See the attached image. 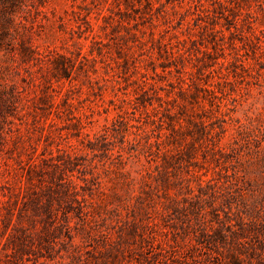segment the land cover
Wrapping results in <instances>:
<instances>
[{
    "label": "rangeland",
    "instance_id": "rangeland-1",
    "mask_svg": "<svg viewBox=\"0 0 264 264\" xmlns=\"http://www.w3.org/2000/svg\"><path fill=\"white\" fill-rule=\"evenodd\" d=\"M202 2L210 6L208 0ZM229 6L236 21L219 12L200 16L191 0H29L11 10L16 23L0 50V81L18 94V110L8 118L11 131L0 157V264H124L130 251L138 255L139 236L126 233L129 223L124 220L131 214L157 220L151 209L163 200L153 193L143 202L148 214L133 211V195L149 189L141 182L148 165L143 151L147 137L154 139L149 116L159 101L185 118L212 121L215 129L222 123L225 131L218 143L236 149L226 162L228 171L235 164L245 174V191L258 195L257 204L264 203V0H229ZM203 50L213 53L212 58ZM235 57L247 70L229 65ZM217 61L225 64L220 68L225 82L215 86L214 105L202 86L216 80L204 72L217 68ZM141 86L149 92L142 98L145 105L133 107L128 101ZM120 109L124 122L108 139L109 150L82 151L77 146L72 150L75 166L63 173L76 183L70 191L93 204L92 228L73 210L67 212L64 192L46 175L34 181L37 191L51 185V196L42 192L32 202L29 187H22L15 175L17 163L25 164L44 148L55 151L67 142L76 144L70 133L76 134L77 127L93 140ZM182 125L178 139L188 145L191 132ZM201 149L189 161L174 162L171 170L187 177L186 163L192 162L201 172L207 167L202 179L211 177L216 162L210 151ZM176 182L172 175L170 195ZM190 185L196 191L193 180ZM184 195L189 194L177 196ZM123 200L131 208L119 207ZM182 218L164 220L175 226L173 232L194 241L198 231ZM192 254L189 264H224L226 255L222 251L219 263L212 246ZM253 262L264 264V250Z\"/></svg>",
    "mask_w": 264,
    "mask_h": 264
},
{
    "label": "trees",
    "instance_id": "trees-1",
    "mask_svg": "<svg viewBox=\"0 0 264 264\" xmlns=\"http://www.w3.org/2000/svg\"><path fill=\"white\" fill-rule=\"evenodd\" d=\"M27 1L29 0H0V50H2L3 45L8 44L5 41L10 39V29L16 23L13 13H10L11 10ZM208 1L210 6H205L202 0H191L192 5L199 9L200 16L208 17V15L219 12L226 20L233 19L236 21L234 15L228 13L230 9L229 0ZM211 34L214 35L212 31H210ZM202 52L212 58L213 53L210 51L203 50ZM168 54L174 57L172 51H168ZM213 57L215 58V56ZM215 64L218 65L217 68L208 69L204 74L209 77L214 76L216 80L205 83L202 90L207 95L210 104L217 105L218 95L215 86L225 82L224 74L220 70L225 64L218 61ZM235 64L242 70L248 68L239 57H235L229 65ZM175 69L177 70L176 67ZM143 82L146 83V81ZM148 94V89L141 86L134 98L130 99L128 103L133 107L144 106L145 103L142 98ZM17 98L18 94L0 81V157L2 152L7 150L4 143L7 133L11 131L9 126L11 121L8 118L18 110ZM158 99L160 100V96ZM154 111L149 116V121L153 124L151 130L154 132V139L150 140L147 137L145 141L143 152L148 165L145 175L142 174L141 176V182L149 189L142 188L138 194L133 195L135 203L134 209H132L133 211L142 209L148 214V206H145L143 202L147 198L152 199L153 193L159 199L162 197L163 200L158 201L159 207L151 209L157 216V220L150 218V214L146 216V221L134 214H131L130 220H124V222L128 221L129 223L125 227L127 228L126 233L131 236L135 234L139 236L138 255H133L130 251L129 258H123L124 264H189L193 261V251L209 246H212V250L220 256L219 263L222 262L220 260L223 256L222 251H225L224 264H253V260L257 261L261 251L264 250V203L262 205L257 204L260 203L258 195H251L245 191L243 187L246 182L245 174L242 175L235 164H232L234 165L232 171H228V163L226 162L229 161L230 153H234L236 149L232 144L222 146L218 143L220 134L225 131L223 124L219 123L218 129H215L212 121H206L200 117L195 119L192 116L185 118L181 112L174 111L172 107L162 101L154 106ZM180 120L184 122H180ZM220 121L225 122L223 118ZM123 122L124 113L120 109L110 123H104L100 131L93 135V140L88 137L87 133L82 134L79 130L80 127H77L76 134L70 133L71 136H76V144L67 142L63 147L56 148L55 151L44 148L40 152H33L25 164L18 162L17 166L14 167L15 175L18 176V181L22 187L24 185L29 187L30 196L33 195L31 201H38L42 192L48 194V197L51 196L49 192L51 185L44 184V188L37 191V183L34 181L36 176L44 178L46 175L50 182H57L56 184H59L61 191L64 192V199L68 201L67 204L70 206L67 212L73 210L74 216L79 221L87 224L88 228H92L91 211L93 213V204L83 195L77 198L75 190L70 191V188H76V183L71 178L65 179L63 173L65 169L71 171L75 166L73 162L75 154L72 153V150L77 146L82 151L97 149L106 153L109 150L107 147L108 139L116 136L117 125ZM182 123L185 124L186 131L191 132L192 140L188 145H183L178 139V134L182 132ZM65 136L67 137V134ZM60 137L62 136L60 135ZM200 148L203 152L210 151L216 162L211 177L202 179V175H206L208 171L207 167H203L205 170L201 172L199 165L192 162L186 163L187 168L184 171L187 173V177L178 176L179 173L171 170L174 162L178 164L182 161H189L196 150ZM190 165L194 166L190 168ZM149 169L154 170L155 173L150 174ZM172 175L177 176L178 182L173 187L176 188L175 193L170 195L168 189L171 185L170 177ZM191 180L195 182L196 191L190 185ZM177 184L182 185L178 187ZM182 187L186 189L185 192L182 191ZM159 190H162L160 194H158ZM183 193L189 195L178 198L177 195ZM73 202L75 208H73ZM2 203L3 201L0 200V216L3 215ZM50 206L51 203L47 199V203L44 204L47 213L50 211ZM119 207H124L126 210L131 208L125 204L124 200ZM171 213L174 214L173 217L170 216ZM115 215L119 214L116 213ZM181 215L184 216L182 222L186 221L187 225H192L193 232L198 231L194 234V241L186 240L185 236L179 235L178 231L173 232L171 227L174 228L175 226H169L165 223L166 217L179 219ZM126 216L129 218V215ZM55 219L56 217L53 218V221ZM163 220L164 223L161 224L160 221ZM138 227L141 231L137 229ZM74 228H78V226L74 225ZM79 228H85V226L80 225ZM66 229L68 231L70 227L67 225ZM159 231L160 234H158ZM169 234L171 235L169 236ZM110 249L109 251H111ZM113 256H115L114 253ZM218 256L216 257L218 258Z\"/></svg>",
    "mask_w": 264,
    "mask_h": 264
}]
</instances>
